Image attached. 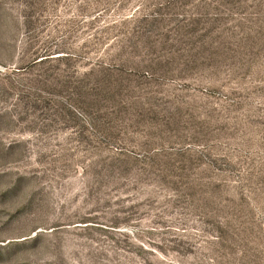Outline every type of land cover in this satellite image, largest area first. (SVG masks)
<instances>
[{
	"label": "rangeland",
	"instance_id": "374dc122",
	"mask_svg": "<svg viewBox=\"0 0 264 264\" xmlns=\"http://www.w3.org/2000/svg\"><path fill=\"white\" fill-rule=\"evenodd\" d=\"M0 264H264V0H0Z\"/></svg>",
	"mask_w": 264,
	"mask_h": 264
}]
</instances>
